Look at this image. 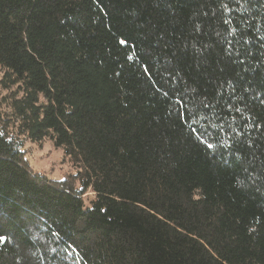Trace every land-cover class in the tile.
I'll return each instance as SVG.
<instances>
[{"label":"trees","instance_id":"16d2710c","mask_svg":"<svg viewBox=\"0 0 264 264\" xmlns=\"http://www.w3.org/2000/svg\"><path fill=\"white\" fill-rule=\"evenodd\" d=\"M0 69V264H264V0H0Z\"/></svg>","mask_w":264,"mask_h":264},{"label":"rangeland","instance_id":"374dc122","mask_svg":"<svg viewBox=\"0 0 264 264\" xmlns=\"http://www.w3.org/2000/svg\"><path fill=\"white\" fill-rule=\"evenodd\" d=\"M2 70L0 69V79ZM8 90L0 85V122L11 123V111L6 102ZM42 145V146H41ZM23 149L26 151V158L32 170L49 179H61L68 173H74L76 167L68 157L63 155L61 148L55 147L48 139L41 142H31L24 139ZM87 196H92L91 191H87Z\"/></svg>","mask_w":264,"mask_h":264},{"label":"snow or ice","instance_id":"6c2138e0","mask_svg":"<svg viewBox=\"0 0 264 264\" xmlns=\"http://www.w3.org/2000/svg\"><path fill=\"white\" fill-rule=\"evenodd\" d=\"M121 44L126 43L124 40L120 41ZM42 146V145H41ZM207 147L212 148V144H208ZM72 178H75V174H72ZM62 180L68 179V177H61ZM81 191L83 190L82 188L80 189ZM8 241V237L4 235H0V244H4Z\"/></svg>","mask_w":264,"mask_h":264}]
</instances>
